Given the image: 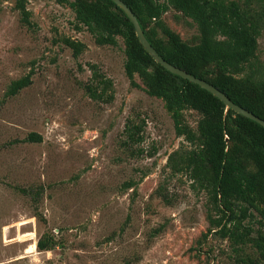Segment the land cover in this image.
Listing matches in <instances>:
<instances>
[{"label": "rangeland", "instance_id": "374dc122", "mask_svg": "<svg viewBox=\"0 0 264 264\" xmlns=\"http://www.w3.org/2000/svg\"><path fill=\"white\" fill-rule=\"evenodd\" d=\"M25 6L30 24L15 0H0V264H240L227 238L208 233L217 215L207 195L170 174L168 157L186 142L163 102L137 76L130 84L123 40L97 45L66 4ZM163 21L198 41L190 19L169 10ZM67 39L83 45L78 56ZM256 54L264 63V30ZM26 75L30 85L5 96ZM104 79L110 102L87 90ZM183 114L195 129L199 114ZM44 235L56 245L40 251Z\"/></svg>", "mask_w": 264, "mask_h": 264}, {"label": "trees", "instance_id": "16d2710c", "mask_svg": "<svg viewBox=\"0 0 264 264\" xmlns=\"http://www.w3.org/2000/svg\"><path fill=\"white\" fill-rule=\"evenodd\" d=\"M27 0H15L21 21L30 24ZM135 15L145 38L173 66L213 85L233 103L264 119V63L257 57L258 38L264 27V0H121ZM73 11L99 46L124 44V72L132 86L135 76L145 93L160 99L170 114L181 144L168 157L171 175H185L196 191L209 200L213 231L227 238L240 264L264 263V127L227 110L218 98L197 84L174 75L144 50L132 23L111 0H54ZM169 10L193 21L199 32L196 43H187L163 21ZM78 56L82 44L65 40ZM31 75V74H30ZM30 75L13 80L5 96H14L30 85ZM101 88L87 86L93 99L110 102L107 79ZM199 114L195 129L186 122L185 111ZM133 129H138L136 126ZM138 131L129 133L134 136ZM30 134L28 141H38ZM130 186V184H129ZM158 193L169 203L170 199ZM29 193V191H24ZM211 214V213H210ZM249 219L258 225H245ZM214 227V228H213ZM217 229V230H216ZM56 245L41 236L36 246L47 251ZM250 246L253 254L247 253Z\"/></svg>", "mask_w": 264, "mask_h": 264}, {"label": "water", "instance_id": "95a60500", "mask_svg": "<svg viewBox=\"0 0 264 264\" xmlns=\"http://www.w3.org/2000/svg\"><path fill=\"white\" fill-rule=\"evenodd\" d=\"M111 1L114 4H116L125 13V15L128 17V19L130 20V22L133 25L135 35L138 38L140 44L142 45L144 50L152 57V59L156 63L160 64L164 69H166L170 73L177 75V76H179L185 80H188L194 84H197L202 89L211 93L213 96L218 98L221 102H223V104L226 107V111L227 110H233L237 114L242 115V116L256 122L260 126L264 127V119H261V118L255 116L254 114H252L251 112L247 111L246 109L236 105L226 95H224L221 91H219L213 85H211V84L207 83L206 81L199 79V78H197L191 74H188L187 72L173 66L172 64L168 63L165 59H163L157 53V51L151 46V44L147 41V39L145 38L144 33H143L139 23H138L137 18L133 14V12L121 0H111Z\"/></svg>", "mask_w": 264, "mask_h": 264}, {"label": "bare ground", "instance_id": "6f19581e", "mask_svg": "<svg viewBox=\"0 0 264 264\" xmlns=\"http://www.w3.org/2000/svg\"><path fill=\"white\" fill-rule=\"evenodd\" d=\"M34 248V245L33 246H31V249H33Z\"/></svg>", "mask_w": 264, "mask_h": 264}]
</instances>
